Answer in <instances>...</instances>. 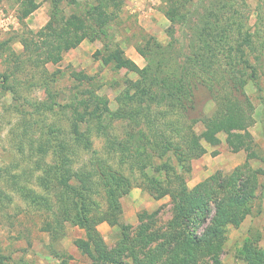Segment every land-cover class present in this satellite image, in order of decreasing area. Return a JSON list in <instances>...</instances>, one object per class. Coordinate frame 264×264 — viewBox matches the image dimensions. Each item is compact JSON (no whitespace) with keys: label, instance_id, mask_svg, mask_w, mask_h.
<instances>
[{"label":"rangeland","instance_id":"1","mask_svg":"<svg viewBox=\"0 0 264 264\" xmlns=\"http://www.w3.org/2000/svg\"><path fill=\"white\" fill-rule=\"evenodd\" d=\"M174 8L178 12L169 18L167 11ZM99 9L108 18L101 17L100 26L90 29L92 39L67 51L58 63L46 61L38 32L51 19L61 24L74 15L89 23L90 11ZM248 31L253 41L249 57L259 70L264 97V0H193L185 6L175 0H0V264H135L132 247L122 250V223L130 225L127 243L134 244L140 260L161 264L173 256L176 241L164 243L173 232L174 197L214 173H231L246 161L247 152H232L221 133L219 145L205 143L206 154L182 165L156 148L147 121L137 125L111 116L106 108L121 109L120 95L130 91L152 111L150 116L160 112L152 116L155 127L176 142H182L191 125L201 133L202 120L217 108L221 77L232 67L230 46ZM117 49L144 71L118 68L109 57ZM180 78L189 93L183 103L174 98L175 85L169 82ZM246 91L254 118L249 160L261 173L251 211L239 225L227 227L222 248L216 250L222 264H249L244 247L249 242L264 246V99L250 82ZM89 98V110L104 114L89 116L88 125H82L89 126L92 142L88 148L72 146L73 167H91L95 156L106 158L130 181L121 197L119 224H112L100 218L99 212L109 211L108 195L97 175L92 177L97 182L90 206L99 214L96 228L105 244L100 251L87 228L63 212V185L47 181L48 168L59 161L60 145L74 140L72 106L83 110V100ZM101 119L106 133L98 130ZM121 142L136 153L135 162L116 153ZM143 224L155 240L140 249L134 237ZM197 264L215 261L200 255Z\"/></svg>","mask_w":264,"mask_h":264},{"label":"trees","instance_id":"2","mask_svg":"<svg viewBox=\"0 0 264 264\" xmlns=\"http://www.w3.org/2000/svg\"><path fill=\"white\" fill-rule=\"evenodd\" d=\"M175 1L185 6L193 0ZM176 12H178V8L168 10L167 15L169 18H173L177 14ZM90 14L89 23L74 15L67 17L66 21L61 24L58 18H53L38 32L39 36H43L42 44L38 47L44 49V53L47 54L46 61L58 63L67 51L77 47L86 38L92 39L90 29L99 27L101 17L105 21L108 16L103 9H99L96 14L94 11H90ZM251 37L252 33L248 31L240 41L230 46L229 52H234V60L230 63L232 69L228 68L221 77L223 88H221V94L216 95L217 108L215 112L202 120L204 129L201 133H197L192 125H188V132L182 136L181 143L167 136L165 131L155 127L157 120L152 116L159 117L160 112H155L150 116L152 111L143 106L137 95L131 94L130 91H125L120 95L123 100H121L123 103L121 109L112 111L106 108L107 113L111 116L118 114L119 117H127L137 125L142 124V120L147 121L153 130L156 148L163 156L171 153L182 165L206 154L208 150L205 143L213 146L219 145L222 142L221 133L226 134V143L232 152L241 150L247 152L246 161L236 166L231 173H214L192 189L183 188L174 197L173 232L170 231L168 235L166 234L164 244L172 243V240H175L178 247L175 248V254L161 264H197L200 255L210 256L214 259L215 264H222L216 250L219 251L222 248L221 240L227 227L230 224L239 225L251 211V202L255 197L261 170L254 169L249 160L254 155V136L250 131L254 118L252 115L253 104L246 91L247 84L250 82L261 99H264L259 70L249 57L250 49L253 48ZM109 57L115 61L118 68L124 67L139 74L144 71L134 60L126 57L121 49L115 50ZM5 79H7L6 76ZM169 82L172 83V86L175 85L172 90L174 98L183 103L184 95L189 94L185 92V79L180 78ZM190 97L192 98V96ZM97 99L99 100V97H95V100ZM89 101H92V98L83 100V105H85L83 110L70 104L73 109L72 139L74 140L63 141L60 145L59 161L48 168L47 181L50 183L53 180L63 185V191L59 195L63 212L69 214L76 223L87 228L88 234L95 238L96 249L100 251L104 249L105 244L96 228V218L99 217V214H94V210L90 206L92 204L90 195L97 182L92 177L94 174L97 175L108 195L109 211L108 213L99 212L100 218L107 219L112 224H119L121 197L127 193L130 181L106 158L93 157L91 164L93 168L86 165L78 169L73 167L72 146L76 143L88 148L92 142L88 132L89 126L86 128L82 125H88L89 116L101 118L104 114L103 111L97 112V108L89 110ZM179 125L182 128H187V125ZM105 128L101 119L98 130L106 133ZM118 148L120 150L115 151L116 153L121 152V160L128 158L135 162L138 159L127 142H121L116 146V149ZM213 207L214 214L211 215ZM201 225H206L203 232L196 233ZM121 227L124 234L122 250L132 247L135 264H149L140 260L134 244L130 246L127 243L130 240V225L122 223ZM148 229L146 225H141L134 237V242L140 249L150 246L155 240V235L149 233ZM174 229H176V234L173 236ZM173 237L175 238L173 239ZM183 250L185 252L182 253ZM243 251L249 264H264V246L249 242ZM87 253L94 256V252L91 250H87ZM106 261L109 262V260Z\"/></svg>","mask_w":264,"mask_h":264}]
</instances>
